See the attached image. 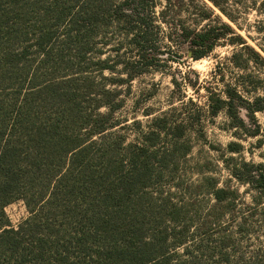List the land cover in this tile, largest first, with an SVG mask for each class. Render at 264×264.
I'll return each instance as SVG.
<instances>
[{
	"label": "trees",
	"instance_id": "1",
	"mask_svg": "<svg viewBox=\"0 0 264 264\" xmlns=\"http://www.w3.org/2000/svg\"><path fill=\"white\" fill-rule=\"evenodd\" d=\"M228 2L0 0V264H264L234 256L227 236L217 252L191 250L170 188L191 151L188 131L205 117L191 99L179 96L145 130L135 121V141L115 129L123 87L151 69L200 60L223 42L238 47L233 66L264 68L215 15L233 21ZM219 79L204 87L207 116L223 113L235 136L257 137L264 97ZM186 80L172 76L177 90ZM230 173L264 203V165L240 162ZM211 193L219 214L234 207L228 188ZM16 201L28 215L12 226L5 208Z\"/></svg>",
	"mask_w": 264,
	"mask_h": 264
},
{
	"label": "rangeland",
	"instance_id": "2",
	"mask_svg": "<svg viewBox=\"0 0 264 264\" xmlns=\"http://www.w3.org/2000/svg\"><path fill=\"white\" fill-rule=\"evenodd\" d=\"M227 7L233 21L213 8L215 15L229 24L249 47L264 58V0H229ZM183 16L186 17L185 14ZM187 22L190 23L188 17ZM219 44L200 60L183 58L181 63H173L169 70L151 69L134 79L129 87H123V105L115 113L120 124L115 129L126 136L127 142L135 141L138 134L135 121L140 122L145 130L153 116L161 114L172 103L177 106L179 96H184L185 105L191 99L205 117L200 131H188L191 151L180 164L175 185L170 187L173 193L171 198L181 209V217L190 225V232L193 233L191 250L217 252L220 238L227 236L232 244L229 252H235L234 256L240 252L246 257L254 254L264 257L263 199H258L254 191H250L247 185L238 182L230 173L231 166L240 162L264 165V112L255 115L260 126L257 137H237L233 134L234 129L228 127V119L223 113L214 118L207 116L204 90L209 83L215 84L220 80L223 74L225 82L234 83L235 79H239L242 83L239 89L243 90L245 96L257 94L264 97V68L252 62L245 69L233 66L231 58L238 47L228 42ZM172 76L187 78L181 89L174 88ZM188 80L196 83V91L188 85ZM146 110H151L152 115L144 116ZM231 142L240 144L238 152L227 149ZM213 186L228 188L234 193V207L224 214H219V208L214 206ZM5 212L12 226H17L28 215L21 201L9 204ZM176 251L182 252V249L177 248Z\"/></svg>",
	"mask_w": 264,
	"mask_h": 264
}]
</instances>
